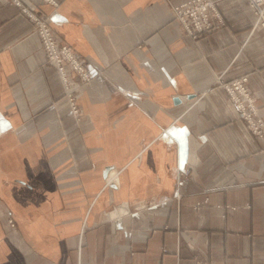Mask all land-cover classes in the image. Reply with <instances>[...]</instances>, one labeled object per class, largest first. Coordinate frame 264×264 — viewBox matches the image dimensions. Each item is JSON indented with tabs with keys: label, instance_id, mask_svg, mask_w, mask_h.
Wrapping results in <instances>:
<instances>
[{
	"label": "crops",
	"instance_id": "0c3cea01",
	"mask_svg": "<svg viewBox=\"0 0 264 264\" xmlns=\"http://www.w3.org/2000/svg\"><path fill=\"white\" fill-rule=\"evenodd\" d=\"M21 1L94 74L76 120L31 21L0 0V264H264V140L215 83L250 74L264 118L248 1L215 0L224 24L196 40L171 9L185 0Z\"/></svg>",
	"mask_w": 264,
	"mask_h": 264
},
{
	"label": "built area",
	"instance_id": "2783aa9c",
	"mask_svg": "<svg viewBox=\"0 0 264 264\" xmlns=\"http://www.w3.org/2000/svg\"><path fill=\"white\" fill-rule=\"evenodd\" d=\"M17 6L20 12L32 23L34 32L38 35L44 52L58 71L63 84L66 100L76 120L81 118L82 112L77 97L80 89L93 77V72L88 69L74 49L65 42H62L53 32L49 19L35 8L22 3L21 0H7ZM54 8L58 7L59 0H43ZM261 0H251V3L258 7ZM253 6V7H254ZM175 20L182 34L196 40L200 36L214 32L223 25V18L216 7L214 0H185L179 4L171 5ZM259 18H262V10ZM77 81L73 82L72 78ZM247 76L244 75L232 82H225L218 76L216 84L224 88L233 108L238 112L246 129L264 140V120L261 112L256 107V97L247 89ZM9 226L13 227V220H7Z\"/></svg>",
	"mask_w": 264,
	"mask_h": 264
},
{
	"label": "rangeland",
	"instance_id": "374dc122",
	"mask_svg": "<svg viewBox=\"0 0 264 264\" xmlns=\"http://www.w3.org/2000/svg\"><path fill=\"white\" fill-rule=\"evenodd\" d=\"M215 1V0H214ZM248 1V5H249V7H250V9L252 10V12H253V14L255 15V22H254V24L252 25V31L253 30H258V29H264V0H261L259 3H258V7H255L252 3H251V0H247ZM215 3H216V1H215ZM254 6V7H253ZM217 7V6H216ZM218 9V8H217ZM259 10H262V18L260 19L259 18V15H260V13L258 12ZM218 11L220 12V10L218 9ZM220 14L222 15V13L220 12ZM222 18H223V15H222ZM223 24H224V18H223ZM220 27H222V25L220 26ZM219 27V28H220ZM218 30V29H217ZM244 75H246L247 76V81H246V86H247V89H248V91L254 96V97H256L255 96V93H254V91H253V89H252V87H251V84H250V80H249V76H250V74H243V75H240L239 77H235V78H233V79H231V80H228V81H225V82H232L233 80H235V79H238V78H240V77H243ZM221 77V76H220ZM221 87V86H220ZM222 88V87H221ZM223 89V91L225 92V90H224V88H222ZM226 94V93H225ZM256 104V107H257V109H259V111L261 112V109H260V107L257 105V98H256V102H255ZM237 114H238V112H237ZM238 116H239V114H238ZM240 117V116H239ZM241 119V118H240ZM242 120V119H241ZM263 120H264V118H263ZM243 122V121H242Z\"/></svg>",
	"mask_w": 264,
	"mask_h": 264
},
{
	"label": "water",
	"instance_id": "95a60500",
	"mask_svg": "<svg viewBox=\"0 0 264 264\" xmlns=\"http://www.w3.org/2000/svg\"><path fill=\"white\" fill-rule=\"evenodd\" d=\"M187 135H188V131L185 128H183L181 131H179L177 134L174 135L175 139L178 141L179 144L180 167L183 166L187 157V150L185 148L187 142ZM100 198L104 199L108 203L112 202L113 200L112 194L109 190H106L104 194L100 196Z\"/></svg>",
	"mask_w": 264,
	"mask_h": 264
}]
</instances>
